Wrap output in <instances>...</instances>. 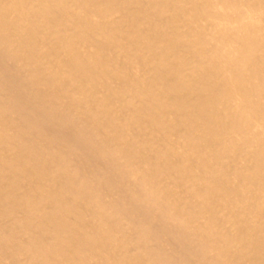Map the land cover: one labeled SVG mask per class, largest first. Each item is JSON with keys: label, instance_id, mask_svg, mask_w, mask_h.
Instances as JSON below:
<instances>
[{"label": "bare ground", "instance_id": "bare-ground-1", "mask_svg": "<svg viewBox=\"0 0 264 264\" xmlns=\"http://www.w3.org/2000/svg\"><path fill=\"white\" fill-rule=\"evenodd\" d=\"M0 264H264V0H0Z\"/></svg>", "mask_w": 264, "mask_h": 264}]
</instances>
